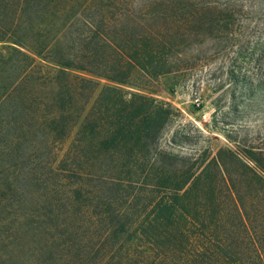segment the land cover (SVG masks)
<instances>
[{
    "label": "trees",
    "instance_id": "16d2710c",
    "mask_svg": "<svg viewBox=\"0 0 264 264\" xmlns=\"http://www.w3.org/2000/svg\"><path fill=\"white\" fill-rule=\"evenodd\" d=\"M197 2L0 0V264H264V151L169 152L170 105L93 98L182 71Z\"/></svg>",
    "mask_w": 264,
    "mask_h": 264
},
{
    "label": "rangeland",
    "instance_id": "374dc122",
    "mask_svg": "<svg viewBox=\"0 0 264 264\" xmlns=\"http://www.w3.org/2000/svg\"><path fill=\"white\" fill-rule=\"evenodd\" d=\"M197 3L213 9L197 16L203 27L185 44L182 71L154 80L135 75L126 85L94 78L93 98L114 85L170 105L174 117L159 141L169 152L264 151V0Z\"/></svg>",
    "mask_w": 264,
    "mask_h": 264
}]
</instances>
